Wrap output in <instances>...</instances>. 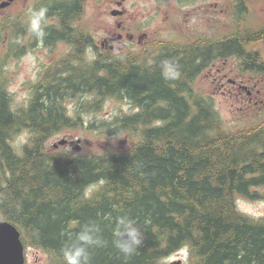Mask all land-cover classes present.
Segmentation results:
<instances>
[{
	"label": "trees",
	"instance_id": "trees-1",
	"mask_svg": "<svg viewBox=\"0 0 264 264\" xmlns=\"http://www.w3.org/2000/svg\"><path fill=\"white\" fill-rule=\"evenodd\" d=\"M57 6L62 10L50 34L79 40L70 23L78 16H71L76 2ZM231 6L233 30L219 38L194 43L186 36L175 44L153 37L140 52L102 53L95 61L85 57L90 36L82 29L83 57L45 68L18 109L0 80V217L50 264H64L67 234L90 222L108 242L92 250V264H164L184 249L189 264H264V217L252 218L237 204L264 201V121L228 130L211 97L194 89L217 59L246 58L240 70L264 71L253 50L263 30L235 11L239 5ZM4 31L10 35L6 58H19L14 29ZM165 59L179 65L178 80L162 78ZM69 100L76 101L73 110ZM108 100L128 101L135 112L90 118L86 126L85 116L100 113ZM79 130L108 140L120 130L129 145L81 153L48 148L52 137ZM25 131L30 141L19 152L11 141ZM120 216L145 234L143 247L127 261L111 245Z\"/></svg>",
	"mask_w": 264,
	"mask_h": 264
},
{
	"label": "rangeland",
	"instance_id": "rangeland-1",
	"mask_svg": "<svg viewBox=\"0 0 264 264\" xmlns=\"http://www.w3.org/2000/svg\"><path fill=\"white\" fill-rule=\"evenodd\" d=\"M119 1L124 2L123 7L128 11V17L125 19H121L119 16H112L111 14L114 10L123 11L117 6V2ZM86 2L82 18V27L87 34L93 37L95 36L98 41H102L108 37L109 33H115L117 30V22L120 21L129 25L133 33L141 34L146 32L150 37H158L160 39L173 40L176 37H184L189 33L186 23H189L191 17L184 14L182 10H179L173 0H86ZM250 2L252 7L258 11V15L253 14L252 23L264 24V0H250ZM233 23L234 20L231 13L227 14L224 25L219 23V16L213 14L210 31L212 38H219L229 33L233 30ZM196 27V30L203 29L201 25H196ZM9 36L8 33L6 34V31L0 30V80L5 84L6 91L12 98L14 108L18 109L28 102L31 95L30 88L37 81L38 74L45 68H48L49 65L51 66V63L57 60L59 55H52L49 51L41 47L19 58H6L9 52L7 41ZM26 39L28 40L29 38ZM142 47L132 46L126 40L120 52L126 50L140 52ZM4 59L5 61L3 62L2 60ZM223 60H215L211 65L212 70L207 68L199 75L194 83L195 92L211 97L214 106L222 117L226 129L236 131L260 125L264 121V111H255L247 114L238 112L239 104L235 101L236 97L231 99L219 89L220 82L217 78L219 69L224 67H227L228 70L234 69V74L232 75L234 79L240 72V62L238 59L230 58L228 61ZM65 104L70 106V110H73L76 101L69 100ZM134 112L135 109L128 101L119 102L108 100L104 102L100 113L85 116L86 126H88L91 119L106 121L111 120L115 116L133 114ZM30 136V133L26 131L21 132L15 136L11 143L21 152L29 143ZM123 137V140H119L113 146L108 139L100 138L96 134L84 130H79L52 137L48 142V148H53L54 150L64 148L67 151L71 149V153H76L74 148L77 145V141L80 140L82 147L80 153L87 152L89 149L93 151L122 150L129 145L128 138ZM64 139L74 140L73 145L56 148L55 146ZM237 204L242 213L252 218L264 217V201H248L241 198L237 201ZM174 262L189 264V251L184 249L173 254L165 260L164 264H172ZM31 264H49L48 255L36 249L32 252Z\"/></svg>",
	"mask_w": 264,
	"mask_h": 264
},
{
	"label": "flooded vegetation",
	"instance_id": "flooded-vegetation-1",
	"mask_svg": "<svg viewBox=\"0 0 264 264\" xmlns=\"http://www.w3.org/2000/svg\"><path fill=\"white\" fill-rule=\"evenodd\" d=\"M67 2H76L75 8L71 10V16L79 11L76 19L72 18L70 22L73 30L76 25L75 27L81 36L79 40L76 41L59 40L50 34V29L56 28L59 22V18L55 16V14L62 10L60 6H53H63ZM173 2H175L179 10H182L184 14L191 17L189 23H186L189 33L184 37H176L173 39L175 44H179V42L186 38V36H188L194 43H197L200 40L210 41L212 38L210 32L212 15H218L219 23L224 25L226 23L227 14L231 13L233 15V8L231 5H239V8L235 9V11L246 14L249 17H254V13L258 15V11L256 8L252 7L250 0H173ZM7 3L9 4L5 8H2V6ZM85 3L87 2L84 0H0V30H4L10 26L14 29L15 41L13 50L19 57L27 55L30 51L42 47L52 55H59V58L52 62L51 65L57 62H64L67 59H70L73 62H78L84 55V42L82 40L83 35L81 32L83 29L82 18ZM123 3L124 2L121 1L117 2V6L123 10V15L119 16L121 19L128 17V11L123 7ZM29 7H47L49 10V22L45 26L46 36L43 40H37L27 32L25 11ZM196 25H201L203 29L196 30ZM258 25L264 32V24ZM131 30L132 29L129 25L120 21L117 22L116 32L109 33L108 37L104 38L102 41H98L95 36L93 37L89 35L90 37L86 46L85 57L88 61H95L102 53H114V50L118 52L122 49L123 45H125L126 40L130 45H136L138 47L153 42V37H150L146 32L136 34V32L133 33ZM26 38H29L30 40H27ZM253 50L254 52H260L261 55L257 60H262L264 62V38L261 39L260 42L258 41L254 44ZM245 59L246 58H239L238 60L242 63V60ZM228 60L229 59H224L223 61ZM211 65L208 67L210 70H212ZM233 74L234 69L228 70L227 67H224L218 70L217 78L220 82L219 89L223 91V94L229 96L231 99L236 97L235 101L239 104L238 112L247 114L255 111H264V71L255 72L251 70H240L239 74L235 76V79L232 77ZM72 145L73 140L68 143L67 147ZM3 221L4 219L0 217V222ZM21 241L23 244V264H31V255L36 249L25 243L22 234Z\"/></svg>",
	"mask_w": 264,
	"mask_h": 264
},
{
	"label": "clouds",
	"instance_id": "clouds-1",
	"mask_svg": "<svg viewBox=\"0 0 264 264\" xmlns=\"http://www.w3.org/2000/svg\"><path fill=\"white\" fill-rule=\"evenodd\" d=\"M48 11L47 7H29L25 11L27 32L37 40H43L46 36L45 26L49 22ZM114 54L118 55V52L114 50ZM160 72L166 81H175L181 77L179 65L170 59L161 62ZM113 133L108 141L115 146L124 137L120 130ZM144 240L145 234L135 220L127 216L116 218L111 245L125 261L138 253L144 245ZM107 243L99 225L90 222L81 225L79 231L67 234L60 254L64 264H92V250L104 247Z\"/></svg>",
	"mask_w": 264,
	"mask_h": 264
},
{
	"label": "water",
	"instance_id": "water-1",
	"mask_svg": "<svg viewBox=\"0 0 264 264\" xmlns=\"http://www.w3.org/2000/svg\"><path fill=\"white\" fill-rule=\"evenodd\" d=\"M9 3L2 6L5 8ZM112 16H121L123 11L114 10ZM68 139L60 141L55 147L68 145ZM76 151H81V141L75 147ZM0 264H23V245L19 230L9 222H0ZM172 264H182L174 262Z\"/></svg>",
	"mask_w": 264,
	"mask_h": 264
}]
</instances>
